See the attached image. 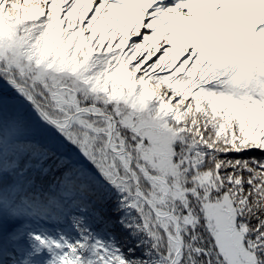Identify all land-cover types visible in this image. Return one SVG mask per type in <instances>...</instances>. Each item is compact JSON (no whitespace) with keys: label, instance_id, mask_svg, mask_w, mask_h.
Returning a JSON list of instances; mask_svg holds the SVG:
<instances>
[{"label":"snow or ice","instance_id":"obj_1","mask_svg":"<svg viewBox=\"0 0 264 264\" xmlns=\"http://www.w3.org/2000/svg\"><path fill=\"white\" fill-rule=\"evenodd\" d=\"M0 264H264V0H0Z\"/></svg>","mask_w":264,"mask_h":264}]
</instances>
